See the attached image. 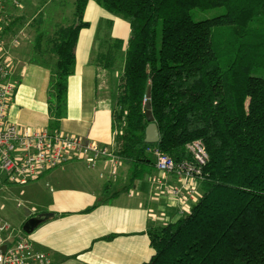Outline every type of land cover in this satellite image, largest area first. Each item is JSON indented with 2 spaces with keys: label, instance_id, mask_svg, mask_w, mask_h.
<instances>
[{
  "label": "trees",
  "instance_id": "16d2710c",
  "mask_svg": "<svg viewBox=\"0 0 264 264\" xmlns=\"http://www.w3.org/2000/svg\"><path fill=\"white\" fill-rule=\"evenodd\" d=\"M89 1L73 0L71 23L34 37L33 53L52 73L53 135L67 116ZM94 1L131 27L124 49L111 36L112 22L101 20L91 55L109 73L114 154L129 166L130 182L153 164L155 151L193 161L188 146L200 142L208 155L199 200L177 222L149 228L155 253L145 264H264V0ZM214 10L220 13L205 15ZM149 89L156 144L145 142Z\"/></svg>",
  "mask_w": 264,
  "mask_h": 264
},
{
  "label": "crops",
  "instance_id": "0c3cea01",
  "mask_svg": "<svg viewBox=\"0 0 264 264\" xmlns=\"http://www.w3.org/2000/svg\"><path fill=\"white\" fill-rule=\"evenodd\" d=\"M101 20L112 22L111 36L122 40L124 49L131 37L128 21L94 0L88 2L84 21L90 26L79 33L75 71L68 81V112L59 134L114 149L111 80L107 71L91 64ZM17 32L11 28L4 38L3 55L11 62L12 79L17 84L9 118L23 129H48L52 73L38 62L31 41L28 46L21 36L19 43H14ZM143 171L130 182L129 166L121 161H101L89 168L72 160L46 172L25 184L41 181L33 190L37 213L30 218L37 224L26 235L38 250L49 254L52 264L149 262L155 253L149 228L175 223L184 216L177 193L182 183L176 175L157 170L154 160Z\"/></svg>",
  "mask_w": 264,
  "mask_h": 264
},
{
  "label": "built area",
  "instance_id": "2783aa9c",
  "mask_svg": "<svg viewBox=\"0 0 264 264\" xmlns=\"http://www.w3.org/2000/svg\"><path fill=\"white\" fill-rule=\"evenodd\" d=\"M26 1L0 0V172L8 183L25 185L72 160L82 161L89 168L96 167L101 161L117 164L120 160L114 149L108 146L76 136L53 135L48 129H23L10 121L9 109L17 84L12 79L11 62L3 55L4 38L12 22L20 16L17 12L24 8ZM22 35V32H17L13 38L15 44L19 43ZM188 149L193 161L176 162L160 151H155L153 156L157 170L174 174L180 179L181 192L177 193L181 195L183 215L201 196L198 176L208 161L200 142L190 144ZM0 264H52V260L49 254L38 250L25 233H18L0 215Z\"/></svg>",
  "mask_w": 264,
  "mask_h": 264
},
{
  "label": "rangeland",
  "instance_id": "374dc122",
  "mask_svg": "<svg viewBox=\"0 0 264 264\" xmlns=\"http://www.w3.org/2000/svg\"><path fill=\"white\" fill-rule=\"evenodd\" d=\"M49 1L27 0L24 8L17 12L20 15L18 18L22 16L24 20L19 21L16 31L23 33L22 36L24 38L21 39V42L27 43L28 46L29 41L33 43L39 29L53 32L58 23L64 22L65 24H69L72 22L73 0H64L61 6L56 5V2ZM219 13L220 10H214L205 15L209 17ZM39 16H43L44 18V24L41 26H37L36 23V19ZM40 183L41 181L37 184L26 186L10 185L5 181V175L0 172V215L10 222L20 234L24 233L22 230L24 224L37 213V208L35 209V207L38 206V201H35V192L33 190L35 185H40ZM199 192H201L200 189ZM39 193L37 194L39 195Z\"/></svg>",
  "mask_w": 264,
  "mask_h": 264
},
{
  "label": "water",
  "instance_id": "95a60500",
  "mask_svg": "<svg viewBox=\"0 0 264 264\" xmlns=\"http://www.w3.org/2000/svg\"><path fill=\"white\" fill-rule=\"evenodd\" d=\"M150 97H151V91L150 89L147 92V98L148 101L145 104V114H146V119L148 121V126L146 128V138H145V142L147 144H156L159 142V130L158 127L154 121V117L152 114V107H151V102H150ZM37 224V221L35 219H30L28 220L23 227V231L27 234L32 233L35 225Z\"/></svg>",
  "mask_w": 264,
  "mask_h": 264
}]
</instances>
